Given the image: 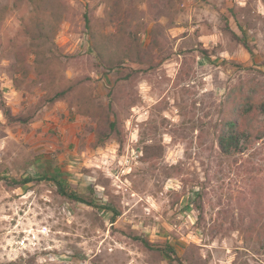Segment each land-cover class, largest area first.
I'll return each mask as SVG.
<instances>
[{
    "label": "rangeland",
    "instance_id": "rangeland-1",
    "mask_svg": "<svg viewBox=\"0 0 264 264\" xmlns=\"http://www.w3.org/2000/svg\"><path fill=\"white\" fill-rule=\"evenodd\" d=\"M108 1L65 0L52 37L66 78L111 103L125 135L95 148V123L44 104L33 74L14 86L29 8L0 0V264H264V116L243 153L217 143L232 97L264 101V0H116L146 53L113 72L85 20ZM6 108L28 122H8Z\"/></svg>",
    "mask_w": 264,
    "mask_h": 264
},
{
    "label": "trees",
    "instance_id": "trees-1",
    "mask_svg": "<svg viewBox=\"0 0 264 264\" xmlns=\"http://www.w3.org/2000/svg\"><path fill=\"white\" fill-rule=\"evenodd\" d=\"M26 2L29 10L20 19L21 33L25 41L14 52V73L19 77L13 79L14 86L20 87L21 81L33 74L35 83L41 85L44 91V104L53 105L65 101L68 103L70 114L89 118L95 123L93 147H103L110 139L122 146L125 135L113 118L111 103L103 105L98 102L90 93H86L82 86L83 80H69L63 73L64 56L57 52L52 37L69 12L67 3L65 0ZM85 20L91 53L106 71H118L129 63H143L146 51L137 33L127 30L129 24L122 16L120 4L116 0L106 2L103 18ZM107 28L114 31H107ZM247 50L250 53L249 49ZM29 58L31 61H28ZM258 114L264 116V101L259 98L235 95L228 101L217 138L221 155L241 154L255 143L257 133H261L253 130L254 123H258ZM3 116L10 123L28 122L22 116H12L8 108L4 109ZM31 181L29 178L12 180L11 185L21 187ZM56 185L60 194L69 201L90 205L82 196L66 191L61 183L57 182ZM105 209L112 211L113 220L120 215V211L115 208ZM142 244L146 249H153L146 240L142 239ZM164 251L167 257H174V250L170 245H167Z\"/></svg>",
    "mask_w": 264,
    "mask_h": 264
}]
</instances>
